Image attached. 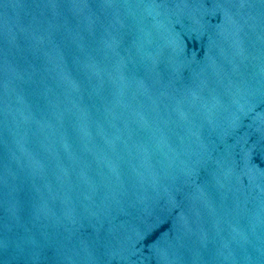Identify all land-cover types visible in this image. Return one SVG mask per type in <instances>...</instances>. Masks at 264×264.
I'll return each mask as SVG.
<instances>
[{
    "label": "water",
    "instance_id": "95a60500",
    "mask_svg": "<svg viewBox=\"0 0 264 264\" xmlns=\"http://www.w3.org/2000/svg\"><path fill=\"white\" fill-rule=\"evenodd\" d=\"M0 264H264V0H0Z\"/></svg>",
    "mask_w": 264,
    "mask_h": 264
}]
</instances>
